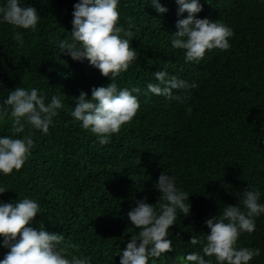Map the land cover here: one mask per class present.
Instances as JSON below:
<instances>
[{
    "label": "trees",
    "instance_id": "trees-1",
    "mask_svg": "<svg viewBox=\"0 0 264 264\" xmlns=\"http://www.w3.org/2000/svg\"><path fill=\"white\" fill-rule=\"evenodd\" d=\"M77 2L24 0L41 19L35 32L20 29L22 48L13 39L17 29L0 24V99L16 87H38L49 99L61 95L65 105L48 134L35 133L36 147L22 169L0 176V184L10 188L0 200H37L41 211L33 227L63 233L66 243L75 246L69 251L87 256L92 264H119L117 253L139 231L127 213L145 197L159 206L154 183L166 171L177 177L192 205L191 214L171 226L175 250L165 254L172 257L167 264H180L175 256L201 251L189 241L192 235L209 233L206 219L225 205L243 207L248 186L264 194V0H200L203 9L197 16L230 26L234 36L229 50L206 52L198 64L186 63L183 50L171 47L177 20L187 16H177L176 0H159L169 9L165 14L157 13L150 0H120V22L127 29L126 18L134 17L130 43L140 54L117 78L120 87L146 91L164 65L170 75L198 86L187 98L174 90L182 100L141 95L136 116L107 145L83 129L71 111L81 91L91 98L93 87L111 80L87 60L60 53L53 40L71 38ZM0 135H13L11 119L0 123ZM238 245L260 248L262 254L252 264H264V215ZM7 251L0 246V259Z\"/></svg>",
    "mask_w": 264,
    "mask_h": 264
},
{
    "label": "clouds",
    "instance_id": "clouds-1",
    "mask_svg": "<svg viewBox=\"0 0 264 264\" xmlns=\"http://www.w3.org/2000/svg\"><path fill=\"white\" fill-rule=\"evenodd\" d=\"M147 2V0H145ZM159 14L169 9L159 0H150ZM177 16H187L176 22V31L171 34V47L183 50L186 63H199L206 52L213 49L227 51L234 30L207 17L197 16L203 9L200 0H176ZM120 0H78L72 13L70 39L53 37L60 53L69 55L74 61L88 63L108 77L107 86L93 87L91 98L84 91L74 97L75 107L71 116L80 126L95 134L100 145L111 142L112 136L122 126L130 123L138 113L140 96L149 93L169 100H182L174 90L183 91L197 87L176 75H170L167 65L155 71L156 82H148L146 91L140 87H120L117 78L139 60V52L131 46L134 17L126 18L128 28L120 22ZM41 15L36 7L26 5L24 0L0 2V24L7 23L17 29L13 39L17 46H24V32H35ZM64 96V95H63ZM61 95L47 94L38 87L31 89L16 87L6 99H0V123L11 119L13 135H0V176L14 174L22 169L36 147L37 131L48 134L54 118L64 109ZM26 129L28 130L26 133ZM23 134V135H19ZM160 193L159 206L148 203L147 198L136 202L128 213L132 225L139 229L132 233L126 247L117 253L119 264H167L166 253L174 251L171 226L177 225L178 217L191 214L189 193L177 186V177L162 171L154 183ZM10 188L0 184V195ZM261 191L247 187L242 193V205H225L223 211L204 221L210 230L204 236L192 235L190 243L200 245L201 251L187 253L180 264H252L261 256L262 250L238 245L242 234L256 230L257 218L264 215ZM41 208L31 198L4 202L0 200V246L9 249L0 259V264H92L87 256L75 254L69 249L63 233L48 232L44 227H33V221ZM180 239V233H176ZM207 257V258H206Z\"/></svg>",
    "mask_w": 264,
    "mask_h": 264
},
{
    "label": "rangeland",
    "instance_id": "rangeland-1",
    "mask_svg": "<svg viewBox=\"0 0 264 264\" xmlns=\"http://www.w3.org/2000/svg\"><path fill=\"white\" fill-rule=\"evenodd\" d=\"M171 258H172V257L168 256V258H167V263H168V260L171 259ZM175 258H176V259H179V260L181 261V257H179V256H175ZM170 263H171V264H179L178 261H176V260H171Z\"/></svg>",
    "mask_w": 264,
    "mask_h": 264
}]
</instances>
